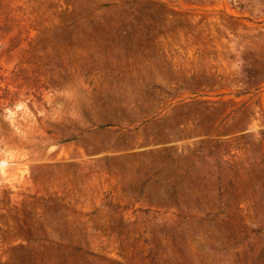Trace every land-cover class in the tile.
<instances>
[{"label":"rangeland","instance_id":"1","mask_svg":"<svg viewBox=\"0 0 264 264\" xmlns=\"http://www.w3.org/2000/svg\"><path fill=\"white\" fill-rule=\"evenodd\" d=\"M0 264H264V0H0Z\"/></svg>","mask_w":264,"mask_h":264}]
</instances>
